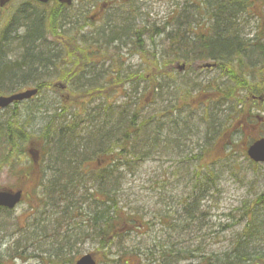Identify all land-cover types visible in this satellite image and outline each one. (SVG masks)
<instances>
[{"label":"rangeland","instance_id":"rangeland-1","mask_svg":"<svg viewBox=\"0 0 264 264\" xmlns=\"http://www.w3.org/2000/svg\"><path fill=\"white\" fill-rule=\"evenodd\" d=\"M248 2L251 8L249 5L245 12L240 10L237 16L239 33L249 43L257 36L264 46V0ZM97 3L95 12L93 6ZM197 4L191 0H73L58 14L61 36L46 33L45 42L36 43L39 51L51 50L56 56L55 65L47 68L50 77L38 67L35 74L27 75V83L14 74V81L9 82L14 87L0 83L3 96L39 88L31 99L17 106L20 125L30 132H39L52 115L57 124L73 119L84 122L82 114L74 117L75 112L88 109L95 116L107 108L113 111L110 120L120 111L130 115L136 111L139 120L157 122L161 130L160 143L150 155L132 168L119 167L122 179L115 200L121 216L128 215L120 230L122 245L108 249H100L95 239L84 236L86 233L81 236L82 229L77 225L89 212L90 199L86 197L97 190L90 176L78 183L77 190L44 197L42 191L49 174L39 177L41 151L29 154L28 145L24 151L18 146L5 149L0 135V189L24 186V198L14 209L0 208V264H51L45 258L55 248L69 251L73 261L91 254L95 264H228L234 241L243 235L250 216L264 229V163H252L245 152L252 138L264 137V95L246 93L249 84L264 82V56L249 45L244 49L240 68L250 74L246 78L242 73L246 86L233 82L228 77L230 70L203 68L199 61L179 71L178 63L186 61L172 60L170 36L174 37L177 30L187 35L186 30L193 25L207 23L208 9L203 3ZM53 5L51 2L33 8L26 0H11L0 8V28L7 20L12 25L4 47L5 62L11 67H17L25 53L19 47L25 20L18 29L13 23L19 11L45 13L46 20L56 8ZM174 38L181 42L178 36ZM64 39L78 45L87 43L90 60L73 66L76 58L67 59L66 50L59 44ZM170 61L173 73L168 67ZM24 70L19 74H25ZM59 71H69L70 81H62ZM40 82L46 85H38ZM110 84L108 92H112L107 97L95 94L76 101L64 98L68 90L80 93ZM219 94H228L238 102L250 96L257 99L248 101L243 125L229 128L231 143L225 141L226 137L217 144L209 142L212 128L208 127L207 113L217 124L223 120L226 108L235 103L228 99L216 101ZM210 97L215 101L210 103ZM206 98L208 103L204 102ZM11 111L14 105L0 109V126L12 120ZM249 114L257 118L253 120ZM80 133L88 135L86 131ZM225 145L229 146L227 151ZM32 160L37 162L36 169L28 184H23L24 169ZM212 160L219 166L215 165L213 173H206L204 178L200 166ZM67 205L68 215L63 217L61 211ZM53 214L58 224L52 220L45 227L43 218ZM247 244L249 262L264 264V235Z\"/></svg>","mask_w":264,"mask_h":264},{"label":"trees","instance_id":"trees-1","mask_svg":"<svg viewBox=\"0 0 264 264\" xmlns=\"http://www.w3.org/2000/svg\"><path fill=\"white\" fill-rule=\"evenodd\" d=\"M248 1L198 0L197 2L199 4H197L196 0H191L193 4L199 6L203 3L206 6L209 12L207 23H195L197 24L195 27L193 25L192 28L186 30L187 35H183L181 34V30H177L174 37L178 36V39L181 40L179 43H177L172 35L170 36V39H172V50H174L172 60H185L186 69L194 61L215 63V68L217 69L230 70L228 77L237 85L246 86L248 83L242 76V73L246 78L250 74L240 68L244 49L249 45L250 47L259 49L260 53L264 56V46L260 44V39L257 40V36L252 37L249 43V40L244 39L239 33L237 16L240 14V10L245 12L249 7L251 8L252 4ZM26 3L31 4L33 8L44 6L32 1H26ZM53 6L56 8L51 9V11H54H50L51 13L46 20L43 18L45 13L41 14L28 10L19 11L16 20H13L15 29H18L21 21L25 20L22 25V28H25L24 36L20 35L21 41H19V47L25 53L17 62V67H11L5 62L4 47L9 38L8 36L5 38V35L9 34L8 31L12 27L11 22L7 20V23L4 24L5 27L0 28V83L14 81L13 74L16 78L18 75L22 76L21 81H18L27 83L24 82L27 75L31 76L35 74V70L38 67L45 72L46 77H50V72L47 68L55 65L53 58L56 56H54L51 50H48L46 53L39 51V46L36 43L40 41L43 44L46 33H52L54 37L57 36L56 38L61 36V32L59 31V24L61 23H58V14L64 8V5L54 3ZM63 42L59 44L61 45V49L64 47L66 50V58L70 59L72 56L76 58L73 61V66L77 64L80 66L81 60H90L91 54L89 55L88 53L89 47L87 43L78 45L68 39H64ZM57 53L60 52L58 51ZM158 62L156 60L155 65ZM164 67H166L165 64ZM168 67L170 70L172 69L171 61L168 62ZM23 70L26 73L19 74ZM63 72L59 71V78L64 82L70 81L68 78L70 77L69 71ZM170 72L173 73L174 71L171 70ZM254 79L255 77L253 76ZM42 84L46 85L43 82H40L38 85L44 87ZM49 85L52 88L56 87L54 84ZM111 86V84L108 87L99 85L80 93H72L68 90V94L64 98L68 97L67 100L76 101L78 97L87 98L95 94H102L107 97L108 93L112 92H108ZM8 87L11 88L14 85L9 83ZM57 90L58 92H63L59 88ZM251 92L264 95L263 80L259 81L255 86L249 84L248 90L246 88V93L250 94ZM225 95L219 94L215 100L228 99L229 101H235L234 105H229L225 110L226 114L222 118L226 122L221 120L215 124L213 115L207 113L208 127L212 128L209 142L214 144H217L225 137V141L231 143L232 138H230L229 128L237 125L242 126L244 123L243 118L245 114L247 115L245 111L248 101L251 103L257 101L256 98L250 96V98H245L242 102H238L234 97L228 94ZM215 100L212 97L209 98L210 103ZM204 102L208 103V99L206 98ZM19 103L13 104L14 111H11L12 120L7 122L4 127L0 126V135L4 138L5 149L7 147L13 148L18 146L24 151V148L28 145L27 152L30 149L34 153L41 151V160L43 162H41L42 169L41 165L39 166L41 171L39 177L49 174L47 176L48 180L43 188L44 191H42V194H46L45 196L43 195L44 197H50L51 194L60 196L66 191L77 190L79 187L78 183L82 179L90 176L89 179L94 181L97 190L86 197L90 199L88 205L89 212H85L86 219L81 221L80 224H77L82 229L80 235L82 236L86 233L84 236L88 235L95 239L100 249L121 246L120 230L126 224L127 213L121 216V208H117L118 204L115 200L117 192L120 190L122 179L119 167L124 165L126 168H132L154 151L156 144L160 143L158 134L161 135V130L159 129L158 123L151 124L146 119L139 120L138 114L135 113L136 111L132 112L131 115L127 114L124 110L120 111L116 117L110 120L113 113L111 109H101V113L95 116L90 115L91 113L88 112V109H85L81 110L80 113L75 112L74 117L76 118L78 114H82L84 120L87 122H82V119L79 121L73 119L66 124H57L55 121L56 117L52 115L45 126L39 132L34 133L27 131L24 126L20 125L16 113ZM60 113H62V110ZM248 116L250 118L252 117L253 120L257 118L256 114L252 116L249 114ZM227 123H229L228 126ZM174 129H176V124ZM81 131H86L88 134L87 137L81 135ZM227 136L229 139H227ZM255 139L252 138L249 143ZM32 143H34V148L30 146ZM228 147V145H225L226 151ZM205 150L207 151L208 149L206 148ZM44 153L46 155L45 157ZM98 158L100 160L96 162ZM88 161L92 163L89 164ZM44 163L45 165H43ZM36 165L37 162L32 160L29 166L24 169L23 184H28L31 172L36 169ZM215 165H218V161L212 160L204 164V167L200 166L204 178H207L206 173H213ZM82 166L84 167V172L82 171ZM42 182L43 179L41 185ZM205 191L206 189L203 190V192ZM193 208L194 206L191 207V209ZM61 214L63 217L68 215V205L62 209ZM54 215L43 218L42 221L45 223V227H48V221L50 224L52 220L54 225L58 224L54 220ZM189 216L191 215L189 214ZM247 223L243 230V235L234 241L233 253L228 264H251L249 262L251 256L248 255L249 253L246 249L247 243L253 238H262L264 229H262V226H258V220L254 216H250ZM51 231L53 232L52 229ZM68 253L69 251L55 248L53 253L49 254V258L45 259L51 264H72L73 258H69ZM252 264L254 263L252 262Z\"/></svg>","mask_w":264,"mask_h":264},{"label":"water","instance_id":"water-1","mask_svg":"<svg viewBox=\"0 0 264 264\" xmlns=\"http://www.w3.org/2000/svg\"><path fill=\"white\" fill-rule=\"evenodd\" d=\"M9 0H0V7H3ZM39 2H47L48 0H35ZM60 3L70 4L71 0H57ZM205 67H210V64H205ZM213 66V65H212ZM180 70L183 69L184 65L178 66ZM37 89H29L19 93L12 94L10 96H0V108H4L7 105L29 99L35 95ZM248 156L256 162H264V138L256 140L253 142L247 149ZM22 192L21 190L17 191H7L0 190V206L7 208H13L16 203L21 199ZM75 264H95L93 256L91 254H85L75 261Z\"/></svg>","mask_w":264,"mask_h":264},{"label":"flooded vegetation","instance_id":"flooded-vegetation-1","mask_svg":"<svg viewBox=\"0 0 264 264\" xmlns=\"http://www.w3.org/2000/svg\"><path fill=\"white\" fill-rule=\"evenodd\" d=\"M97 5H98V3L96 4V6H93L95 8V12L97 11Z\"/></svg>","mask_w":264,"mask_h":264}]
</instances>
